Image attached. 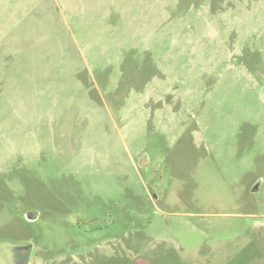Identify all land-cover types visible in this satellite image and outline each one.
I'll use <instances>...</instances> for the list:
<instances>
[{
  "label": "rangeland",
  "instance_id": "obj_1",
  "mask_svg": "<svg viewBox=\"0 0 264 264\" xmlns=\"http://www.w3.org/2000/svg\"><path fill=\"white\" fill-rule=\"evenodd\" d=\"M3 40L0 264H264V0H0Z\"/></svg>",
  "mask_w": 264,
  "mask_h": 264
},
{
  "label": "trees",
  "instance_id": "obj_2",
  "mask_svg": "<svg viewBox=\"0 0 264 264\" xmlns=\"http://www.w3.org/2000/svg\"><path fill=\"white\" fill-rule=\"evenodd\" d=\"M31 6H27V7H25V11H24V14H25V17H26V20H28V23H29V28L30 29H37L35 26H38V23L37 22H40L41 20H48V21H50L52 24H53V28H54V26L56 27V30L58 29L60 32H61V30L58 28L60 25H61V29L62 28H64V31H63V35L61 36V37H58V43H57V47H59V48H63L64 49V54L65 55H67L68 56V53L66 52V50H65V47H64V41L63 40H65L66 41V43L68 44V46H69V43L70 44H72L73 45V48H69L70 49V51H71V53L73 54V58L76 60V61H78V65H79V67H80V69H84V64H82V60H81V57H80V54H79V51L77 50V48H76V45L74 44V42H73V39H71V37H70V35H69V33H68V31H67V29H66V27H65V24L63 23V21H62V19L60 18V15H59V13H58V11H57V9H56V7H54V8H52V7H50L49 8V12L47 13V11L48 10H46V8H45V11H46V13H47V17L45 16V19L44 18H39V19H34V15L36 14V12H35V6L34 7H32V8H30ZM43 15H41L40 17H42ZM41 19V20H40ZM56 24H59V26L58 25H56ZM90 26H91V24H90ZM90 26H89V28H88V31H89V33H87L90 37H94V35L93 34H90L91 32L92 33H94V32H96V30H97V27L95 26L93 29H92V31H91V28H90ZM54 30H55V28H54ZM13 34V33H12ZM96 38H98V35H97V33H96V36H95ZM94 37V38H95ZM11 41H19V42H21V39H19V35H18V37H11ZM11 41H5V40H3L1 43H0V47H2V46H4V45H6V44H9V43H11ZM114 41H116V39L114 40ZM19 45H21V44H19ZM28 47V46H27ZM26 45L24 46V47H22L23 49L21 50V51H23V50H25L26 48ZM124 48V47H123ZM68 49V50H69ZM20 51V52H21ZM19 52V53H20ZM19 53H17L15 56H18L19 55ZM15 56H11V57H9V59L10 58H13V57H15ZM68 58H69V56H68ZM8 59V58H7ZM8 59V60H9ZM61 70V69H60ZM62 71V70H61ZM63 73H65L64 71H62ZM53 82V81H52ZM62 86H64V85H62Z\"/></svg>",
  "mask_w": 264,
  "mask_h": 264
},
{
  "label": "water",
  "instance_id": "obj_3",
  "mask_svg": "<svg viewBox=\"0 0 264 264\" xmlns=\"http://www.w3.org/2000/svg\"><path fill=\"white\" fill-rule=\"evenodd\" d=\"M256 190H257V185H255L251 191L252 192H256ZM34 218L35 217H33L31 215H27V219H29V220H32ZM10 251H11V254H12L11 259H10L11 260V264H27V260L28 259L25 260L24 262H16V261L13 260V257H14V255H17L19 253H26L27 254V258H28L29 251H30V245H25V246H21V247L12 248Z\"/></svg>",
  "mask_w": 264,
  "mask_h": 264
},
{
  "label": "flooded vegetation",
  "instance_id": "obj_4",
  "mask_svg": "<svg viewBox=\"0 0 264 264\" xmlns=\"http://www.w3.org/2000/svg\"><path fill=\"white\" fill-rule=\"evenodd\" d=\"M28 258H29V256H28ZM28 258H27V254L26 253H19V254L15 255L13 257V260L16 261V262H24Z\"/></svg>",
  "mask_w": 264,
  "mask_h": 264
},
{
  "label": "crops",
  "instance_id": "obj_5",
  "mask_svg": "<svg viewBox=\"0 0 264 264\" xmlns=\"http://www.w3.org/2000/svg\"><path fill=\"white\" fill-rule=\"evenodd\" d=\"M9 44H10V43H9ZM9 44H6V45H9ZM6 45H4V46H6ZM4 46L0 47V49L2 50L3 48H5Z\"/></svg>",
  "mask_w": 264,
  "mask_h": 264
}]
</instances>
